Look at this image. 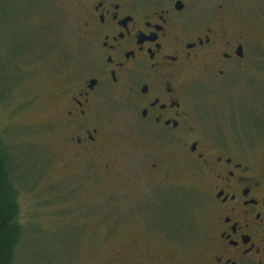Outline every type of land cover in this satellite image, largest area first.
<instances>
[{"label":"flooded vegetation","instance_id":"flooded-vegetation-1","mask_svg":"<svg viewBox=\"0 0 264 264\" xmlns=\"http://www.w3.org/2000/svg\"><path fill=\"white\" fill-rule=\"evenodd\" d=\"M64 1L78 62L54 87L43 123L45 165L65 172L63 197L75 200L88 181L139 177L154 183L142 208L157 212L181 164L201 182L195 263L264 264V161L240 144L243 132L228 137L207 125L200 101L254 77L264 44L243 13L253 0ZM148 250L151 261L161 255Z\"/></svg>","mask_w":264,"mask_h":264},{"label":"rangeland","instance_id":"rangeland-1","mask_svg":"<svg viewBox=\"0 0 264 264\" xmlns=\"http://www.w3.org/2000/svg\"><path fill=\"white\" fill-rule=\"evenodd\" d=\"M249 6L243 13L264 44V0ZM66 13L64 0H0V136L13 151L24 227L16 264H164V258L196 264L204 224L201 182L181 164L168 187L172 196L157 212L154 204L142 208L152 181L102 180L96 186L88 181L71 200L58 184L65 175L62 167L45 165L49 137L43 123L51 114L50 98L67 68L78 62V42ZM256 51L253 78L244 74L221 94L204 91L200 101L208 104L207 125L228 137L243 132L240 144L264 161V46ZM249 82L254 88L245 93ZM240 107L251 110V118L243 121ZM151 246L161 254L156 261L147 257Z\"/></svg>","mask_w":264,"mask_h":264},{"label":"trees","instance_id":"trees-1","mask_svg":"<svg viewBox=\"0 0 264 264\" xmlns=\"http://www.w3.org/2000/svg\"><path fill=\"white\" fill-rule=\"evenodd\" d=\"M11 153L13 151L0 136V264H16L17 247L24 234Z\"/></svg>","mask_w":264,"mask_h":264}]
</instances>
